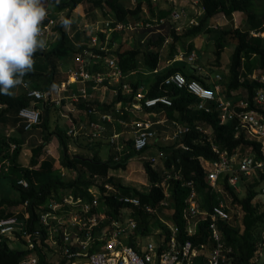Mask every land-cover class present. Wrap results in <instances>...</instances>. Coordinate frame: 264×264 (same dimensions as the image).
I'll list each match as a JSON object with an SVG mask.
<instances>
[{
  "label": "trees",
  "instance_id": "16d2710c",
  "mask_svg": "<svg viewBox=\"0 0 264 264\" xmlns=\"http://www.w3.org/2000/svg\"><path fill=\"white\" fill-rule=\"evenodd\" d=\"M85 0H69L64 3H56L54 0H47V7H55L57 12L69 11L68 17L71 18L72 12L77 7L84 3ZM90 1V0H89ZM201 7L204 9V14L199 19V24L188 27L180 35L175 32V43H180L183 48L186 44L183 40H189L197 36L204 35L210 41H214L216 45V61L220 64L222 55L226 49L225 40L232 39L235 44L233 52L232 63L230 66L228 83H222L223 88L227 91V95L230 97L231 92H239L237 100H241L243 95L247 92L250 100L253 99L257 93V89L262 87L258 82H254L248 78L249 74H252L255 70L264 68V43L261 38L253 37L251 35L252 30L258 32L264 31V4L258 6L254 0H198ZM146 6L150 17L154 18L158 16V20H162L169 16L170 10L158 11L154 8L152 0H146ZM48 4V5H47ZM108 9L113 15L114 25L116 23L127 24L130 19L141 18L144 13L142 10V2H139L135 8H126L120 0H97L94 2V6H100ZM56 11L51 13V18H57ZM242 14L246 20L248 31H243L241 27L237 29H214L212 26L213 20L219 15H225L226 17L232 14ZM135 19V20H136ZM56 30L60 33L57 44L51 49H44L38 51L34 56L33 70L24 77V83L29 84L28 90H41L51 93L59 88L61 82L59 76L62 75L61 67L64 65H70L75 62L76 55L80 54L87 46L80 44L82 41L83 33L77 31L75 40L73 41L69 34L64 30V26L60 22ZM100 37L104 40V35L100 34ZM114 38L111 39V43L114 42ZM88 38H85L83 42H87ZM161 42V41H160ZM190 50H193V45L190 44ZM77 46V47H76ZM103 56H107L108 53L102 52ZM187 57L191 54L186 53ZM184 55V56H186ZM144 58L141 61L140 51L134 49H128L117 53L118 65L122 69L123 73H128L137 68V64L142 62L148 71L154 72L159 66V54L153 50L146 51L143 54ZM99 66H94V71H103L102 63H98ZM184 68V67H183ZM183 68H172L167 71L166 74L159 75L156 82L151 85L147 90V97L154 98L167 95L173 102V105L164 106L159 105L156 110H164L167 118L170 121H176L181 125L191 127V132L177 139L176 143L162 147L167 153L170 152V156L165 161L166 168L170 171L173 170L172 178L169 181V197L165 196L163 188L160 184L163 182L162 176L156 171L149 161L143 163V167L148 177V183L150 186L149 192H142L136 188L125 186L122 183H114L113 178H109L106 183H103L100 188V192L104 195L106 193V185L114 187L115 192H110L109 196L101 195V204L107 203L110 208V212L116 215L122 208L123 203L118 201L119 197L130 196L140 199L142 205H150L157 207L161 202L167 201L168 207L173 210L172 222L180 229V240L185 239L192 240L195 244L208 242V223H201L195 236L188 237L186 233L187 223L184 215L187 208L186 200L192 192L188 183H193L196 187V191L201 196V206L207 210L212 209V206L217 203L214 199V193L210 189L206 182L205 170L200 163V158H204L206 161L214 162L218 160L211 148V145L206 141L205 136L197 130L198 125H205V128H210L214 142L221 147L233 153L239 146H242L241 151L247 152L251 147L255 152L259 160H263L262 145L256 142H250L245 139L243 135L236 137L233 124H227L221 126L218 120V110L214 108L210 113L197 110L198 98L190 94L185 89H179L174 86H165L163 83L165 79L176 73H181L187 78V80L199 81L204 86L210 87L208 77L204 74H199L197 69L193 67V74H188ZM92 72V71H91ZM243 80V81H242ZM206 81V82H205ZM132 93L130 95L122 94V89L119 90V96L111 104L94 103L90 106L89 103L83 102L78 105L82 114L87 113L89 109L94 107L103 113H107L110 110L116 108L117 103L121 104L124 110V115L121 116L123 120L127 117L125 108L131 106L134 101V96L141 88V84L129 82ZM209 84V85H208ZM20 92L12 95L0 94V176L12 181V186L17 190V198L4 197L0 199V218L9 217L15 208L26 202L29 203L28 210L31 215L30 225L39 224L40 222V209L46 204L49 198L59 193L70 192L75 197L82 196L83 198H91L90 193L86 191L91 187L90 181L87 179L92 177L94 179L107 178L109 171L126 168L128 161L131 159L129 154H125L122 161L101 160L98 155L93 157H85L80 154H73L69 148V141L77 140V138L70 137L61 134L55 135L59 142L60 148V164L68 172L74 173L75 176L66 181L60 175V171L55 169V160L51 157L40 159L43 154L45 146L49 145L53 139V132L50 125V113L51 107L47 102L35 101L29 98L28 90L24 85H20ZM86 103V104H84ZM251 108H254L255 103L250 101ZM38 104H41V122L35 128L43 129V141L41 144L36 145L31 151L32 157L30 160V167L25 168L22 166L18 159L21 154L22 145L24 141L16 138L15 136H7L5 134L6 129L12 131H18L24 135L31 133L32 131H25V125L19 117V113L23 108H38ZM89 105L90 107H88ZM54 107V105H53ZM94 108V109H95ZM260 108V107H259ZM261 109V108H260ZM148 110V109H147ZM54 111H57L54 108ZM117 116H120L119 114ZM92 117V116H91ZM120 118V117H118ZM67 136V137H66ZM69 139V141H68ZM180 140V141H179ZM11 145H15L16 149L12 152ZM184 145L189 148L184 150L179 147ZM128 149H132V142L127 144ZM151 146H148L144 151L137 152L135 155H142ZM7 162L9 163L8 165ZM57 170V171H56ZM82 170L89 173L88 178H84ZM175 173L180 174V178L176 179ZM91 176V177H90ZM253 176V175H252ZM244 178L247 176L242 175L239 180V189L242 186L244 188L243 196H240L238 192L230 190L232 194L233 209L240 213V218L236 224L227 223L221 225V233L227 245L233 248V254L231 260L225 264H257L258 255V241L256 232L262 229L264 224V201L261 197H264V173L258 178H253L250 182H246ZM25 179L28 182L29 187L24 188L19 185V181ZM97 185L95 184L94 187ZM97 187V188H98ZM239 191V190H238ZM217 196V195H216ZM154 216V215H153ZM144 213L142 210L135 209L133 218L139 224L140 231H147L149 227V217H153ZM163 228V225H162ZM43 229V228H41ZM31 230V228H30ZM165 231V230H164ZM165 233H169L165 231ZM169 235V234H168ZM40 240L35 251H29L22 247V244L10 242L6 239L0 240V264H19L20 261L34 253L39 258L41 263L48 262L45 255H49L50 250L44 244V239L36 238ZM133 245L132 242H130ZM20 246V248H15ZM25 249V250H24Z\"/></svg>",
  "mask_w": 264,
  "mask_h": 264
},
{
  "label": "built area",
  "instance_id": "2783aa9c",
  "mask_svg": "<svg viewBox=\"0 0 264 264\" xmlns=\"http://www.w3.org/2000/svg\"><path fill=\"white\" fill-rule=\"evenodd\" d=\"M154 2L160 0H153ZM178 4V0H172ZM198 0L196 4H198ZM203 8V7H202ZM204 11V9H202ZM185 11H174L171 15L173 21L178 22L185 18ZM201 14V13H200ZM54 20H50L42 28V36H50L53 33ZM113 22L107 21L105 27H96V34L91 37L89 45L75 58L76 69L69 72L68 80L63 82L58 90L57 96L42 92L40 90H28L29 84L23 83L28 90V96L35 101L51 102L56 107H61L63 100L71 107V111L81 112L78 105L83 102H89L92 94L89 93L86 84L94 83L98 85L120 83L122 94L132 93L129 85L123 84L121 78L123 71L115 58L107 60V71L105 73H93L89 69L90 60L103 61L104 57L98 51H107L105 46H101L99 33L106 35V41H109L110 34L114 31L122 30V24H117L112 28ZM197 18L191 19L190 25H198ZM95 49V50H94ZM198 60L197 54L188 57V63L193 65ZM98 61V62H99ZM199 71L202 68H197ZM214 81V86L206 87L199 81H189L181 73L171 75L164 81L165 86H174L179 89H185L190 94L198 98L197 110L210 113L216 108L218 110V120L221 126L233 124L236 137L243 135L250 142L260 143L262 145V155L264 157V68L254 71L248 75V78L262 85L257 89L253 97L255 103L251 108V103L247 92L241 100H237L239 92H231L230 97L223 88V76L216 74L210 77ZM243 81V80H242ZM75 84H81L78 92H71ZM124 91V92H123ZM70 93L62 96L63 93ZM113 93L118 96L120 92L115 89ZM159 105L172 106L173 102L168 96L149 98L146 93L138 92L134 96L131 106L125 108L126 112H141L147 109H154ZM88 107H90L88 105ZM261 109H260V108ZM123 109V107H122ZM41 110L38 108H23L19 117L25 125V131H32L41 122ZM61 116L70 122L68 135L77 138L80 134L88 130L85 134L92 142L100 140L106 133L105 123H112L115 119L111 114H99L96 109H89L86 113L95 119L90 121L89 125L81 124L77 127L67 114L60 112ZM116 113L123 115L124 111L120 108ZM98 119V121L96 120ZM118 122L124 128H130L129 138L124 141H131L135 152H142L148 146H152L157 139L155 125L170 123L174 129V139H180L182 136L191 132V127L181 125L176 121L164 119V121H153L148 118L143 120L135 119L130 123L118 119ZM197 130L205 136L206 141L211 145L212 151L218 155V160L208 162L201 159L205 170L206 182L215 193L222 191V184L238 189L239 180L242 175L252 176L255 173H264V159L259 160L252 147L247 151H241L242 146L238 147L233 153L226 149H221L212 137L210 128L205 125L197 126ZM123 133H114L110 137L112 146L118 151L123 152L125 146L120 140ZM184 150L189 148L182 145ZM16 149L11 145V151ZM155 159H153L154 161ZM8 163V162H7ZM62 176H65L66 169L60 167ZM172 176L167 175L163 182H168ZM163 184V183H162ZM19 185L28 188V182L25 179L19 181ZM163 187V185H161ZM192 192L186 200L188 205L185 210V221L188 224L195 222L194 229L187 230L188 237L195 236L201 223H208V242L195 244L190 239L180 240V229L178 226L165 225L170 229L163 237L141 241L139 234V224L133 217L125 218L121 215L124 209H130L132 216L135 209L142 210L144 213L153 216L158 207H167L165 200L157 207L142 205L137 197L123 196L118 201L123 203L122 208L116 215L110 212L107 203L101 204L102 193L91 192L90 199L82 196L75 197L73 194H57L49 198L46 204L40 209L39 224L30 225L31 215L28 210L29 203L26 202L14 209L12 214L6 218H0V240H8L29 251H35L40 240L43 238L44 244L50 250L48 262L41 263L39 258L31 253L23 258L19 264H225L231 260L233 248L226 244L221 233V225L233 221L236 213L222 200L217 198V203L212 209L207 210L199 206V197L196 187L193 183H188ZM169 189V183L167 185ZM108 193L115 192L111 185L105 186ZM164 188V187H163ZM169 191V190H168ZM104 193L103 196H109ZM264 194V189H263ZM169 197V193H165ZM31 228V230H30ZM43 228V229H41ZM160 232L159 234H161ZM169 234V235H168ZM133 243V245L130 244ZM24 249V250H25ZM47 259V257H46Z\"/></svg>",
  "mask_w": 264,
  "mask_h": 264
},
{
  "label": "rangeland",
  "instance_id": "374dc122",
  "mask_svg": "<svg viewBox=\"0 0 264 264\" xmlns=\"http://www.w3.org/2000/svg\"><path fill=\"white\" fill-rule=\"evenodd\" d=\"M54 1L56 3H58V2L64 3V2H68L69 0H54ZM96 1L97 0H90V1L85 0L84 1L85 8L93 7V6H91V3L94 5V2H96ZM181 1L178 0V4H180ZM254 1H255V3L258 4V6L264 4V0H254ZM153 3H154V5H157L159 7L160 6H165V7L168 6L170 8V4L173 2H172V0H160L157 2H153ZM135 4L137 5V1L135 2ZM198 4H196L195 0H189V2H188V6L190 8H191V6H194L193 17L200 19V17H202V15L204 14V12H203V10H200L199 7L201 5L198 6ZM104 8H105V6H104ZM173 8L174 7H172V10H173ZM142 10H143L144 14L141 15V18L147 19L148 18L147 17V9H142ZM47 11L50 14L52 11H56V9H55V7L50 6L49 8H47ZM95 11H97V10H94V12ZM98 13L100 14L99 11H98ZM57 14L59 15L57 20H59V22H61L63 19H66L68 17L69 11L66 10L64 12H61L60 14H59V12H57ZM104 14H106V16L104 18H102L101 20H98V21L105 20L107 22L108 20L113 19L112 18L113 16L110 14V12L104 10ZM183 15L186 18V14H183ZM233 15H234L233 20L235 22L234 25L231 24V20H229L228 17H226L225 15H219L218 17L215 18L216 20L213 21V23H212L213 28L214 29L215 28L216 29H228V28L237 29L238 27H241L243 29V31H248L249 29H248V26L246 25V20L244 18V15H242L240 13L239 14L235 13ZM76 16H77V14H75V12H72L71 18L69 19V21H71L70 26L67 29L64 27V30L69 34L70 38L73 41L75 40V34L77 33V31H80L81 33H83L82 31H86L85 29H87V28H85V26L88 23H85V21L88 22V20L90 19V16H86V20H84V18L82 16L81 18H78V21H80V22H76V21H74ZM97 18H98V16L94 17L92 20L95 21V20H97ZM185 18L181 19L182 21L179 20L180 22H177L178 24L181 23V25H179V26H183V24L188 23V20H186ZM96 23L94 25L104 27L103 26L104 22H102V25L98 24V23L96 24ZM189 27H191L190 24H189ZM250 33L253 37L261 38L263 43H264V31L258 32L256 30H252ZM59 34L60 33L56 29H53L52 35H50L48 37H42V39H44L46 41V48H45L46 50H48L50 48L52 49L57 44L58 39L60 37ZM87 35H89V36H87ZM91 36L87 32L84 33L82 36V41L85 40V38H87V37L90 38ZM199 38H200V41L197 44L200 46L199 52L201 54L200 55L201 60L199 63L202 62L205 70L208 71L210 74L218 73V74L223 76L224 81L227 80L228 76H229V72H230L229 69H230V66L232 63L233 52L235 49V44H234L233 40L232 39L225 40V44L227 46H226V49L222 55V59H221L220 64H217L216 55H215L216 45H215L214 41L213 42L210 41L204 35H201ZM84 43L87 44L88 42H84ZM68 66L69 65H67V67H64V69H62V75L59 76V79L61 81L63 79H65L67 76V72L69 69ZM152 80H154V77H152ZM20 90H21V88H20V86H18L15 89H13L12 92H13V94H17L20 92ZM52 92H53V97L55 98L58 93H54L55 90ZM64 101H66V100H64ZM47 104H49V106L52 108L49 120H50L51 130H52L54 136L52 139L53 141L51 143L52 145L49 144V145L45 146V148L43 150L42 157L40 159L51 157L55 160V163H56L58 161V159L60 161V148H59L58 139L55 135H58V134H61L63 136L67 135L68 133L66 134V132H68L67 128H68L69 122H66L62 119L59 111H54L53 103H51L49 101V102H47ZM38 107L42 111L41 104H38ZM134 119H135V117H133V116H131L129 118V120H131L130 122H132ZM74 121L75 122L77 121V116H75ZM77 125H80V124L77 123ZM116 125H117V128L115 130L117 132H120V133L122 132L124 134V137L129 138V136L127 135L126 132L128 131V129L130 130V128L129 127L123 128L119 125V123H116ZM171 126L165 125V126H160L163 128H160V127L156 128V130L158 132L157 139L154 141L151 148L149 150H147L145 153H143L142 155L137 156V155H135V152L132 151V149H129L128 154L131 156V159L128 161V165L126 166V168H121V169L109 171L107 178H103V179H101V178H98V179L90 178V180H89L88 173H86L85 170H82V175L83 176L85 175L84 178H88L87 180L90 181V183L92 184L91 187L86 189V191L89 193H91V192L101 193L100 189H98L97 187H94L95 184L97 186H102L103 185L102 183H106L107 180L111 177V178H113L114 183H122L126 186L136 188L139 191L149 192L150 186L148 183V177H147L146 171L143 167V163L145 161H149L152 164V167L156 171H158L159 174L162 176L163 181L167 175L172 176L173 170L172 171L168 170L166 168V162H165L168 159V157L170 156V152L167 153L165 150L161 149L162 147L170 146V145L176 143V141H178L177 139H174L175 129L173 126L172 127ZM4 133L7 134V136L8 135L9 136H15L16 138L22 139L24 141V143L22 145L21 154L19 156L18 161L25 168L30 167V160L32 157L31 151L34 147H36V145L42 143V141H43V129L39 128V127L35 128L31 133H26V135H24V139L22 137L23 134L16 131V130L12 131L11 129H6ZM109 135H110V133H109ZM68 141H69V139H68ZM54 144L56 147L54 146ZM111 145L112 144L110 142L108 134H106V136L103 137L102 139H100L96 142H93V143H91L89 141V138L86 135L80 136L79 139H77V140L69 141V148H70L71 153H73V154H80V155H83L85 157H93L95 155H98V157L103 161H108V160L122 161V159H123L122 157L125 154L123 152H118ZM179 147L182 148V145H180ZM153 159H155V160L153 161ZM56 165L58 166V163H56ZM56 165H55V169H59V171H60V168H57ZM61 173H62V171H61ZM260 175H261V173H255L253 176H249V177L244 178V179L246 180V182H250L253 178H258ZM60 176L63 177L64 180L68 181V180L72 179L75 176V174L68 172L65 176H62V175H60ZM173 177L178 179V178H180V174L175 173ZM169 181L168 182H162L163 184L162 183L160 184V186L163 185V187H164L163 188L161 186L164 190V193H169L168 187H167ZM243 191H244V188L241 186L239 191H238L240 196L244 195ZM68 193H70V192H68ZM60 194H62V193H60ZM64 194H66V193H64ZM197 195L199 197L200 202L198 204L200 206L203 203V201L201 202V196L199 195L198 192H197ZM216 195H217V197L221 196L220 194H216ZM4 197H9V198L15 199L19 196H18L17 190L12 186V181L10 179L4 180V178H2L0 176V199H2ZM214 199H216L215 195H214ZM261 200L264 201V197H261ZM131 214H132V211L130 209H124L121 211V215L125 218L133 217ZM153 215H154L153 217H149V227L150 228L145 232L141 231V234H139V236H140L139 239L142 242L146 241L147 238L148 239H152V238L156 239L158 237V235L160 237H163L165 234V231H170V229L165 225V223L169 224L170 226H173V224H174L172 222V218H171L173 216V210L170 209L168 206L167 207H158L156 210V213H154ZM162 225H163V228H162ZM194 226H195V222L188 224L187 230H190V228L193 230ZM262 228L263 229H259L256 232V235H257L256 240L258 241V244H259V246H258L259 251H258V255H257V259H256L257 264H264V224L262 225ZM160 232H162V233L159 234ZM15 248H20V246L19 247L15 246Z\"/></svg>",
  "mask_w": 264,
  "mask_h": 264
},
{
  "label": "crops",
  "instance_id": "0c3cea01",
  "mask_svg": "<svg viewBox=\"0 0 264 264\" xmlns=\"http://www.w3.org/2000/svg\"><path fill=\"white\" fill-rule=\"evenodd\" d=\"M120 1L126 8H130V9L131 8H135L134 6L136 5L135 4L136 1H137V4L139 2H142V9H147V6H146L147 4L145 2L146 0H120ZM196 1L197 0H195V2ZM152 2H154V1L152 0ZM188 2H189V0H182L180 4H177V3L173 2V3L170 4V8L168 6L167 7H165V6H160L159 7L157 5H154V3H153L154 8L156 10V15H158V11L170 10L169 16L167 18L162 19V20H158V18H157L158 16L152 18V17H150V14H148V11H147V17H148L147 19L146 18H139V19L137 18L136 19V18L132 17L130 19V21L126 25L122 24V26H123L122 30L115 31V32L110 34V36H109L110 40L109 41H106V39H105L106 35L105 34H104V40L99 35V37L101 38L99 40L103 44L106 43L104 46L107 47V52H111L112 51L113 54H110L108 56H103L104 57L103 61H99L98 60L99 62L102 63V68L104 69L103 71H94V66H99V64H98L99 62L96 61V60H92L91 59L90 60V64H89L90 71H92L93 73H97V72L105 73L107 71V65H108L107 60L109 58L118 59L117 58V53L120 52V51L122 52V51H125V50H128V49H134L136 51L138 50V51H140V59L142 61L143 58H144V56H143L144 52L153 50V51H155V52H157L159 54V58H160L159 66H158L157 70H155L154 72H150V71L147 70V68L143 65L142 62H139L137 64V68L135 70H133L131 72H128V73H123V76L121 78V82L123 84L129 85V87L131 88L129 82H133V83L137 82L138 84H141V88H140L139 92L146 93V95H147L148 88L156 82L158 76L166 74L168 70H170L172 68H175V69L178 68L179 69V68H183L184 67L183 69H184V71L186 73H188V74L192 73L193 74V72L195 71V70H193V67L196 68V69L198 67H200V68H202V70L199 71L197 69L198 73L206 75L208 77V80H207L208 82H206V81L205 82L209 83L210 87L213 88L214 81L211 80L210 77L213 76V78H214V75H216L218 73L210 74L208 71L205 70L204 65L202 64V62L199 63L200 60H201V56H200L201 54L199 52L200 46L197 45V44L200 41V38H199L200 36H197L195 38H191L189 40H186V39L183 40V42L186 44L185 48H183L184 46L182 47L183 44L180 45V43H175V38H174L175 37V32H177L176 33L177 35H180L183 31H185L184 30L185 28L189 27L191 19H195L196 18V17H193V15H194V13H193L194 6H191V8H190L188 6ZM199 5H200V3L198 4V6ZM91 6H93L95 9L93 7L85 8L84 3L79 5L77 7V9L74 11L75 14H77V16L74 19V21L80 22V21H78V18H81L83 16L84 20H86V16H90V19L88 20V22L85 21V23H88L85 26V28H87V29H85L86 31H82V32H83V34L87 32L88 34H90V36L91 35L94 36L96 34V27H97L94 24L97 22L98 24L102 25V22H105V20H103V21H98V20H101L102 18H104L106 16V14H104V10L108 11V9L104 8L105 4L103 5V8H101L100 6L95 7L92 3H91ZM172 7H174L173 10H172ZM199 8H200V10L203 9L201 6ZM94 10H97V11L94 12ZM181 10L185 11V14H186V18L185 19L188 20V23H185L186 25L183 24V26H179V25H181V23L178 24L176 21H173L172 18H171V15H172V13L174 11H181ZM98 11L100 12V14L98 13ZM110 14H111V12H110ZM96 16H98L97 20L93 21L92 19L94 17H96ZM215 20H213V21H215ZM108 21H111V20H108ZM43 22H45V21H43ZM178 22H180V21H178ZM103 26H104V23H103ZM192 26H195V25H192ZM99 27H101V26H99ZM87 36H89V35H87ZM91 37L90 38L87 37L88 38V41H87L88 43L87 44H85L82 41V39H81L82 42L80 44L88 46ZM113 37H115L114 38V42L111 43V39H113ZM190 44L193 45V48H192L193 50H190L191 49L190 48V46H191ZM186 53L191 54V55L192 54H197L198 60L196 61V63H194L193 65L188 63V57H187ZM184 55H186V56H184ZM64 67H67V66L64 65V66L61 67V69H64ZM68 68L69 69H68V72H67V76H66L65 79H63L61 84L63 82H65L66 80H68L69 72L74 70V69H76V62H74V65H73V63L70 64L68 66ZM183 76H184V74H183ZM152 77H154V80H152ZM228 79H229V76H228ZM228 79L223 81L222 83H228ZM192 81H194V80H192ZM61 84H60V86H61ZM60 86H59V88H60ZM86 87H87L89 93L92 94V99L89 100V102H87V103H89L90 106H92V105L94 106L95 105L94 103H100V104H105V105L111 104L119 96V95L116 96L113 93V91H115V89H117L118 91L120 89H122V86H121L120 83L108 84L107 82H105L104 85H98L96 88H94L95 87L94 83H87ZM59 88L56 89L54 93H58ZM80 88H81V84H75V85L72 86V88L70 90H71V92H78V90ZM126 93H127V95H130V94H128V92H126ZM49 94H53V92H51ZM69 94L70 93H68V92L67 93H63L62 96H66V95H69ZM165 96H167V95H165ZM160 97H163V96H160ZM63 102H62L61 107H56L53 104L54 108L57 111H59V113L60 112L66 113L68 115V117L70 118V120H72L73 123L77 127H80L81 124H85L86 126H88L90 121L95 119L94 117L82 114L81 112L79 113V112H76V111H71V107H69L66 104L69 101L68 100H66V101L63 100ZM84 104H86V103H84ZM118 108L123 110L122 109V105L118 104V103H117L115 109L110 110L107 113H103L100 110H97L95 108L98 111L99 114H111L113 116V119H115L112 123H108V122L105 123V126H106L107 130H106V133L104 134L103 137H105L106 134H108V137L110 139V137L114 133H120V132H117L115 130L117 128L116 123H119L118 119H122V121H124L126 123H129L131 121V120H129V118L131 116L135 117V119H140V120L148 118V119L153 120V121H164V119H168L164 110H159L158 111V110H156L154 108V109L143 110L141 112H131V111H127L126 112L125 111L128 115L125 118V120H123V118L121 116H123L125 113L123 115L119 114L120 116H117L118 113H116V111H117ZM60 116H61V113H60ZM75 116H77V121L76 122L78 124H80V125H77V123L74 121ZM118 117H120V118H118ZM62 119L64 121L68 122L63 117H62ZM96 120L98 121V119H96ZM119 125L124 128V126L121 125L120 123H119ZM165 125L171 126V124L168 123V122H166L164 124H160V125H155L154 126L153 129L156 131L157 135H158V132H157L156 128H158L160 126H165ZM69 126H70V122L68 124L67 131H69ZM160 128H163V127H160ZM86 132H88V130H85V132L80 134L77 137V139H79V137L82 136V135H86L85 134ZM109 133H110V135H109ZM126 133L130 137L128 131ZM126 138H128V137H124V134H123L122 139L120 140V142H122L124 144V146H125V149L123 151L124 154H128V150H129L127 148V144H128L129 141H124V139H126ZM89 141L91 143H93L90 139H89ZM51 143H50V145H52ZM54 146H55V144H54ZM132 151L135 152L133 150V148H132ZM135 153H137V152H135ZM201 159L205 160L204 158H200V160H199L200 163H201ZM208 162H210V161H208ZM56 163H58V166L56 165ZM56 163H55V165L57 166V168L62 167V165L60 164L59 159H58V161ZM8 164L9 163H7L6 165H8ZM201 165H202V163H201ZM67 173H68V171L66 170V174ZM60 174L62 175L61 170H60ZM88 175H89V173H88ZM221 184H222V191L220 193H215V192H213V193H214V195L216 197V200H217V198H220V197L223 198L222 200L231 209L233 214L234 213L237 214L235 216V218L233 219V221L230 222L231 224L234 225V224H236L238 222V220L240 218V213L233 209L232 196H231L232 194L230 193V190H234L235 192H238L239 186H238V189H235V188H232V187L228 186L227 184H226V186L223 183H221ZM210 189H211V187H210ZM66 194H68V193H66ZM216 194H220L221 196L217 197Z\"/></svg>",
  "mask_w": 264,
  "mask_h": 264
},
{
  "label": "clouds",
  "instance_id": "9594fccd",
  "mask_svg": "<svg viewBox=\"0 0 264 264\" xmlns=\"http://www.w3.org/2000/svg\"><path fill=\"white\" fill-rule=\"evenodd\" d=\"M46 3L47 0H0V94L10 96L13 89L24 83V77L33 70L35 54L46 48V41L42 39L46 37L42 36L43 26L54 20L53 29H56L60 23L59 15L51 18L53 11L49 14ZM111 22L112 28L121 24L114 25L113 19ZM61 23L67 29L71 21L63 19ZM105 44L101 42V46ZM103 52L108 53L107 56L113 54L112 51Z\"/></svg>",
  "mask_w": 264,
  "mask_h": 264
},
{
  "label": "water",
  "instance_id": "95a60500",
  "mask_svg": "<svg viewBox=\"0 0 264 264\" xmlns=\"http://www.w3.org/2000/svg\"><path fill=\"white\" fill-rule=\"evenodd\" d=\"M233 16H234L233 14L230 15V16H228V19L231 20V24H232V25L235 24V22H234V20H233Z\"/></svg>",
  "mask_w": 264,
  "mask_h": 264
},
{
  "label": "bare ground",
  "instance_id": "6f19581e",
  "mask_svg": "<svg viewBox=\"0 0 264 264\" xmlns=\"http://www.w3.org/2000/svg\"><path fill=\"white\" fill-rule=\"evenodd\" d=\"M197 8V7H196ZM201 12V11H200ZM203 12H205V11H203ZM95 184V183H94ZM103 184V183H102ZM101 185V184H100ZM111 185V184H110ZM96 187H98V186H96ZM98 189H100L99 187H98Z\"/></svg>",
  "mask_w": 264,
  "mask_h": 264
}]
</instances>
